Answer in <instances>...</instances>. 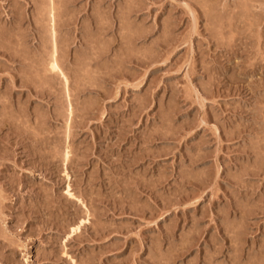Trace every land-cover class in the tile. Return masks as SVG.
Here are the masks:
<instances>
[{"label":"rangeland","instance_id":"obj_1","mask_svg":"<svg viewBox=\"0 0 264 264\" xmlns=\"http://www.w3.org/2000/svg\"><path fill=\"white\" fill-rule=\"evenodd\" d=\"M54 5L71 119L0 0V264H264V0Z\"/></svg>","mask_w":264,"mask_h":264},{"label":"bare ground","instance_id":"obj_2","mask_svg":"<svg viewBox=\"0 0 264 264\" xmlns=\"http://www.w3.org/2000/svg\"><path fill=\"white\" fill-rule=\"evenodd\" d=\"M49 3V2H48ZM49 6V5H48ZM54 0H50V11H48L49 12V16L48 17H50V22H48L49 24H50V27H49V29H50V37H51V40H49V43H50V45H49V43H48V45L50 46V48H49V58L45 61V59H43V61H45V63L47 64V67H46V65H45V67L47 68L46 70L47 71H49L50 73H52L54 76L55 75H58L59 76V79H60V77H61V79L63 80V82L64 83H62L65 87V90H66V96H64V97H66L67 98V102H68V106H67V111H68V116H69V119H71V117H72V113H73V107H72V103H71V100H70V93H69V87H68V77L66 76L67 74H65L64 73V71L62 70L63 68L60 66V63H59V59H58V57H59V47H58V43L59 42H57V37H56V29H55V21H56V18H55V10H54ZM47 34H49V33H47ZM47 51H48V49H47ZM48 53V52H47ZM48 55V54H47ZM45 56V55H44ZM46 57V56H45ZM41 62V61H40ZM41 65H43L42 63H41ZM44 66V65H43ZM43 69V68H42ZM42 69H41V71H42ZM39 72V73H42V72ZM37 74H38V72H37ZM43 75H45V72L44 73H42ZM42 74H40V75H38V76H42ZM52 75V76H53ZM53 76V77H54ZM46 77V76H45ZM52 78V77H51ZM63 88V89H64ZM64 91V90H63ZM65 94V93H64ZM67 122V121H66ZM68 126V125H67ZM70 130V129H69ZM65 154V156H63L65 159H66V161H67V159H68V157H69V152L66 150V152L64 153ZM64 160V159H63ZM65 165H66V163H64ZM67 175V174H66ZM67 177H68V175H67ZM65 188V187H64ZM66 191H65V193L68 195V197L69 198H72L73 199V196H74V199L76 198L75 197V195H73V193H71V190H70V186H69V184L66 186V189H65ZM77 199V201H80V199L79 198H76ZM76 201V202H77ZM82 204H84L83 202H82ZM81 207V206H80ZM87 207V206H86ZM85 207V208H86ZM84 208V209H85ZM81 219V218H80ZM88 220H89V218H87V217H85L84 219H81L77 224H75L73 227H71V230H69L70 232H68L69 233V235H72L73 233H77V232H79V230L81 229V226L84 224V223H86V222H88ZM80 233V232H79ZM68 235V236H69ZM69 238V237H68Z\"/></svg>","mask_w":264,"mask_h":264}]
</instances>
